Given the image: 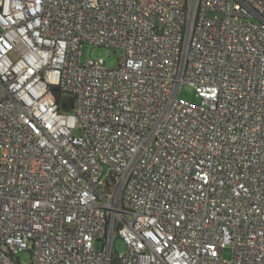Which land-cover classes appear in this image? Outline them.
<instances>
[{
    "label": "built area",
    "instance_id": "built-area-1",
    "mask_svg": "<svg viewBox=\"0 0 264 264\" xmlns=\"http://www.w3.org/2000/svg\"><path fill=\"white\" fill-rule=\"evenodd\" d=\"M22 251L264 264V0H0V264Z\"/></svg>",
    "mask_w": 264,
    "mask_h": 264
},
{
    "label": "rangeland",
    "instance_id": "rangeland-1",
    "mask_svg": "<svg viewBox=\"0 0 264 264\" xmlns=\"http://www.w3.org/2000/svg\"><path fill=\"white\" fill-rule=\"evenodd\" d=\"M117 57H118L117 51L110 50L104 46L84 45L82 48V60H85L86 58H103L105 65L109 68L116 65ZM177 98L179 100H185V101H192V102L198 101V98L196 97L193 88L186 83L180 86L179 91L177 93ZM95 248L99 249L100 244L96 243ZM114 250L117 253H123L125 251V245L119 237L115 239ZM29 258L30 255L28 251H22L18 257L19 262L21 264H27L29 262Z\"/></svg>",
    "mask_w": 264,
    "mask_h": 264
},
{
    "label": "trees",
    "instance_id": "trees-1",
    "mask_svg": "<svg viewBox=\"0 0 264 264\" xmlns=\"http://www.w3.org/2000/svg\"><path fill=\"white\" fill-rule=\"evenodd\" d=\"M112 264H115L114 262Z\"/></svg>",
    "mask_w": 264,
    "mask_h": 264
}]
</instances>
